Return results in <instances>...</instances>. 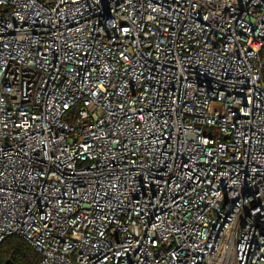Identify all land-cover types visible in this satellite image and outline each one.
Masks as SVG:
<instances>
[{"label": "built area", "instance_id": "2783aa9c", "mask_svg": "<svg viewBox=\"0 0 264 264\" xmlns=\"http://www.w3.org/2000/svg\"><path fill=\"white\" fill-rule=\"evenodd\" d=\"M39 264H264V0H0V244Z\"/></svg>", "mask_w": 264, "mask_h": 264}, {"label": "trees", "instance_id": "16d2710c", "mask_svg": "<svg viewBox=\"0 0 264 264\" xmlns=\"http://www.w3.org/2000/svg\"><path fill=\"white\" fill-rule=\"evenodd\" d=\"M0 264H39V254L21 237L10 235L0 244Z\"/></svg>", "mask_w": 264, "mask_h": 264}]
</instances>
